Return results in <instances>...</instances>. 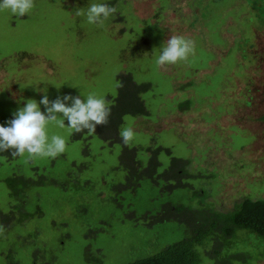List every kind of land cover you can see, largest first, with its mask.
<instances>
[{"label":"rangeland","instance_id":"374dc122","mask_svg":"<svg viewBox=\"0 0 264 264\" xmlns=\"http://www.w3.org/2000/svg\"><path fill=\"white\" fill-rule=\"evenodd\" d=\"M93 3L117 14L103 27L75 15ZM173 35L195 54L157 67ZM119 75L146 86V113L116 128L119 139L134 130L129 145L50 123L63 154L25 163L0 152V264H128L187 235L162 212L264 200V0H34L24 17L0 11V124L45 94L95 93L110 106ZM231 242L228 255L244 261L230 264H264L256 235Z\"/></svg>","mask_w":264,"mask_h":264},{"label":"clouds","instance_id":"9594fccd","mask_svg":"<svg viewBox=\"0 0 264 264\" xmlns=\"http://www.w3.org/2000/svg\"><path fill=\"white\" fill-rule=\"evenodd\" d=\"M34 7V0H0V11L8 10L14 16L24 17ZM117 8L107 3H93L86 11L77 9L75 15L86 16L89 24L103 27L105 21L115 17ZM195 54L194 41L180 35L167 39L166 46L155 63L157 67L187 62L189 56ZM122 86L121 84L117 85ZM40 105L44 106L41 111ZM13 118L0 124V152H11L14 156L25 157V163L37 158H56L66 150V141L59 135L49 136L46 126L50 123L60 128L67 125L70 134H78L85 130L94 133L97 127L109 123L111 107L103 97L98 98L90 93L86 99L71 94L58 95L50 100L45 94L39 102L28 99L23 107L18 108ZM59 117V118H58ZM65 120L67 124H65ZM121 142L127 146L134 140V130L123 128L120 133Z\"/></svg>","mask_w":264,"mask_h":264},{"label":"trees","instance_id":"16d2710c","mask_svg":"<svg viewBox=\"0 0 264 264\" xmlns=\"http://www.w3.org/2000/svg\"><path fill=\"white\" fill-rule=\"evenodd\" d=\"M119 77V84L122 86H117V97L110 105L109 123L106 126L97 127L93 133L105 140L121 141V138L119 139L117 136L116 128L120 124L122 116L144 115L146 113L143 102L138 96L139 91H143L146 86H135L127 75H119ZM260 119L264 120V113ZM84 132L89 133L87 130L82 133ZM122 161L121 164L127 170H133L128 163ZM132 162L134 163V161ZM181 208H175V211L169 214L163 212L162 214L169 219L174 218L183 221L187 233L185 238L167 245L150 257L138 259L128 264H198L201 253L212 259L224 253V256H221L213 264H230L232 259L244 261L243 254L240 252L228 255L231 252L228 247L232 243L231 239L234 238L235 232L252 233L264 241L263 199L245 198L236 204L230 212H216L203 208H199V210L187 209V217L182 216L184 210L182 211ZM157 221L159 222V220Z\"/></svg>","mask_w":264,"mask_h":264}]
</instances>
